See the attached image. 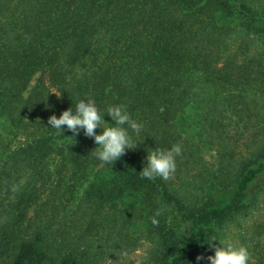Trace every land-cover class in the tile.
I'll return each mask as SVG.
<instances>
[{
  "label": "trees",
  "instance_id": "obj_1",
  "mask_svg": "<svg viewBox=\"0 0 264 264\" xmlns=\"http://www.w3.org/2000/svg\"><path fill=\"white\" fill-rule=\"evenodd\" d=\"M89 97L144 124L113 165L47 123ZM212 235L264 264V0H0V264H207Z\"/></svg>",
  "mask_w": 264,
  "mask_h": 264
},
{
  "label": "clouds",
  "instance_id": "obj_2",
  "mask_svg": "<svg viewBox=\"0 0 264 264\" xmlns=\"http://www.w3.org/2000/svg\"><path fill=\"white\" fill-rule=\"evenodd\" d=\"M55 95L59 98L61 93ZM105 116L110 117L111 123L105 122ZM47 123L51 126L50 129H55L63 137L71 138L72 143L81 133L86 138L92 139L97 145L92 151L96 158L111 165L120 160L126 152L136 150L146 137L142 142L135 139L144 131V124L133 119L127 105L115 104L109 106L106 111H102L97 101L91 97L78 100L74 108L69 107L64 110L58 118L56 115L50 116ZM97 129L101 131L97 133ZM65 131L70 132L71 135L65 136ZM146 152V164L139 172L142 177L149 180L157 177L168 179L177 170V158L183 154V145L173 144L170 148H147ZM160 214L157 211L150 218L153 225L158 224L156 217ZM214 241H218V244L213 243ZM204 243L214 254L206 258L198 256V261L206 259L207 264H250L251 253L244 245L225 244L215 235L210 236Z\"/></svg>",
  "mask_w": 264,
  "mask_h": 264
},
{
  "label": "rangeland",
  "instance_id": "obj_3",
  "mask_svg": "<svg viewBox=\"0 0 264 264\" xmlns=\"http://www.w3.org/2000/svg\"><path fill=\"white\" fill-rule=\"evenodd\" d=\"M216 153L215 152H212V153H210L209 155H208V162L210 163V164H216L215 162L217 161V158H216ZM86 186H87V182H84L82 185H81V187H80V189L78 190V192H77V195H76V197L77 198H79L81 195H82V193H83V191H84V189L86 188ZM141 252L140 251H138L135 255V257H138V256H141Z\"/></svg>",
  "mask_w": 264,
  "mask_h": 264
}]
</instances>
